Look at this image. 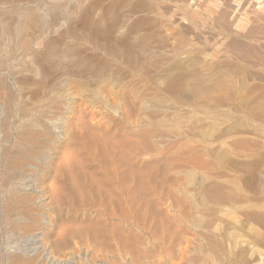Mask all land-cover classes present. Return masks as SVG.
Instances as JSON below:
<instances>
[{
    "label": "rangeland",
    "instance_id": "374dc122",
    "mask_svg": "<svg viewBox=\"0 0 264 264\" xmlns=\"http://www.w3.org/2000/svg\"><path fill=\"white\" fill-rule=\"evenodd\" d=\"M191 1L0 0V67L2 66L0 68V119L3 120L7 114L2 107L4 98L6 100L8 99V102L13 101L14 104L12 103V107L14 108H12V111L13 113L15 111V114L11 116L12 118H9L13 120V122L9 120L11 121L10 127H12L9 128L10 130H8V132H10L11 136L4 131L2 132V129H0V219H2L0 222L6 220L5 215L3 216V205L10 202V199L12 200L15 196H24V193L25 196L31 197L39 195L35 196V199L32 198L31 206L37 210H35L36 214L33 213L34 211L31 212V214H39V218L43 219L41 221L44 228L39 231L41 232V238L43 239L42 243L48 248L46 249V252L51 251V256H53V258L60 259L61 257L69 256L73 247L76 246V250L80 253V257H83L81 263L86 264L87 260L85 261V258H88L89 255L91 256L93 252L96 251H98L96 254L103 252L110 255L111 253L118 251V253H123L124 249L132 248L136 251L137 255H141L143 253L141 250L142 248L140 247L139 249L137 244L129 243L133 242V240L129 239H132L134 234H136V229L131 224L133 221H136L137 223L145 221L147 224L152 221L154 223L156 221L159 222L165 217V215H163L164 212H166V215L169 214L167 216L173 217L170 216V213H172L171 215H174L176 211L179 212V210H181L183 212L184 210H189L190 213H192L191 218H195L196 220V222L195 220H192V222L194 221L197 223L201 221L200 223H202V225H198V223L195 224L198 225L195 227L197 229L198 227L200 229V226H203L205 223L207 224L209 222L207 219H210L211 216L212 220H216V223L218 224H215L216 226L214 225L218 228L216 229L213 227L214 231L212 229V232H216L215 236L221 241V244L223 241L222 246L225 252L222 251V253L219 252L221 253L220 255L219 253L217 254V258L218 260L220 259V262L217 260L215 263L220 264L223 260L221 264H264V61H262L263 63L261 62V58L264 60V32L262 33V30L264 31V16L263 19H261V17L260 20L259 18L258 20L254 19V22L257 20L258 24H260L259 26L254 24L252 15L250 16V11H247L250 14H243L241 11L240 13L242 15L237 18L238 20L240 19V22H238L237 19L234 20L239 27L241 26V28H238V25H235L236 23L232 21L231 24L233 25L235 23L234 25L238 28L236 29L234 25L231 26V21L228 22L226 19L234 29L233 30L229 27V24H227L228 26H225L227 23L225 19H221L222 22L218 19V10L221 6L220 1ZM211 1L212 3H210ZM252 1L243 0L245 6ZM217 3L218 6H216ZM31 13H33V15ZM245 15L252 20L248 18L249 21H246L248 19L246 17L244 18ZM224 20L225 23L223 22ZM245 21L247 23L246 25L244 23ZM220 23L222 25H220ZM253 25L256 28L251 27ZM261 25L263 26V29ZM250 27L254 29L251 30ZM224 28L225 32L222 30ZM240 29L241 31H239ZM247 29L248 31L251 30V36L253 31L255 32L258 30L259 32L261 29L260 33L262 34L253 32V37L250 35V38L246 37L245 34L244 38L243 34L244 32L246 33ZM235 42L238 46H234L236 44ZM240 42H242V44ZM239 44L241 46H239ZM242 45L246 46L243 47ZM232 46L234 47L232 48ZM238 47L240 49H238ZM5 55L7 56L6 58H4ZM1 61L5 62L3 63ZM2 68L4 71H2ZM217 76H220V80L224 79L226 83L224 81H218L219 78H217V80L216 78L212 79ZM187 77L190 80H188ZM200 77L203 80L207 77L205 80L208 82H202L207 85H198L201 84L200 82L202 81ZM208 77L210 78L208 79ZM186 80L188 81V84ZM195 80L198 84H195ZM209 81H211V83L213 82V84H209ZM69 82H74L77 86L80 85V88L82 86V90L85 88V92H87V90L88 92L94 91L95 89L102 87V92H105V95H108V98L104 103H101L98 99L85 100L82 96L83 92H81L82 94L78 93L75 96L68 95L67 89L69 88ZM190 83H192L193 86L198 85L199 89L197 86V88L194 87L197 89L198 97H196V94L195 96L192 94V90L194 89L193 86H190L192 85ZM203 85L207 87H204ZM212 87H214V89ZM210 88H212L213 91L209 90ZM198 90L201 91L199 92ZM53 93L60 95V99L63 98V101L72 99L73 104L70 112H64L62 115H53L54 118L61 119L63 124H66L69 127V131L62 134H60V132L59 135H56L57 140L55 143H48L46 145L50 146L47 147L45 145L46 150L50 149L49 151L47 150V156L49 155V162L46 164L47 166L43 165L40 167L41 173L44 172V175L43 173H37L39 171L35 170V168L32 169L30 166V168H26L24 171H29L28 173L22 172L19 179L15 178L20 182L19 186H17V180H7V173L5 172L7 170H5V165L12 162V158L15 159L17 154L16 151H18V148H21V144L18 143L19 138L17 137L18 126H21V123L19 122H22L23 125L27 118L26 115L30 113L34 115L36 111L40 110L42 106L54 96ZM194 93H196V90H194ZM202 93L205 96H199ZM224 94L229 96L226 97ZM155 96H157V98ZM92 101L94 103H92ZM157 101L160 103V106H157L159 105L156 104ZM148 104H151V106H148ZM97 108H99L101 112ZM147 108L151 109L149 110ZM96 110L100 112L101 116L96 119L89 117L91 116L90 114L95 113ZM20 113L21 115L23 113L26 114L20 116ZM124 113L125 116L129 115V117H131H128L127 121L129 122L127 123H125L126 120L123 119L125 117ZM138 113H140V115ZM53 116H51V118H53ZM57 116H60L61 118ZM136 117L139 120L135 119ZM88 118L91 119V121ZM100 118H102V120H100ZM143 118L146 120V123H149L147 124L148 126L144 125L145 122L143 121ZM134 119L137 122H135ZM158 119L159 121L157 124L159 123L160 125L158 124V126H156L157 124L153 122ZM82 120L86 122L89 120L91 123L82 124ZM141 120L143 123L140 122ZM17 122L19 125H17ZM141 123L142 125H139ZM151 123L154 125H151ZM84 124L87 126L89 124L96 126H93V129L91 128L92 130L89 129V131ZM164 124L167 127H164ZM113 126L116 127L114 128ZM159 126L168 129H162V132L164 133L161 135V127ZM102 127L106 129V132ZM112 127L116 129V131ZM147 127H149L150 130H148ZM153 128L156 130H153ZM157 128H159V131ZM100 130H104V134L106 133L107 135L105 134L106 136H104L103 134V136L99 135L100 137H97L98 134H101ZM151 130L153 131L152 134H154L157 139L152 137L151 140L149 139L150 137H147V132ZM173 130L175 131L173 132ZM142 131H145L146 133ZM155 131H157V134ZM107 132L111 135L109 136ZM89 133L94 137L92 138ZM112 133L115 134L112 136ZM6 134L9 136H6ZM164 134L166 135L164 136ZM84 136L88 138H84ZM159 136L164 137L161 138ZM110 137H112V139ZM158 137L161 140H158ZM97 138L99 141L102 139L106 142L109 141L111 146H108L106 142L100 141L105 146V149H103L107 151L106 153L108 154L104 153L105 151H103L102 146H100L102 143H98V141H96L97 143L95 142ZM162 139L165 144H163L164 142ZM164 139L169 141L166 143ZM185 139H187L186 141L188 144L184 142ZM181 140H183L186 144L184 145L188 149L190 147V151L184 145V148L182 147L183 142ZM177 141L181 144V147ZM120 142L123 143L124 148L119 146L122 144ZM132 142L134 143L132 144ZM112 143L115 146L112 145ZM115 143H118L119 145H116ZM159 143L161 144L159 145ZM172 143H176L175 145L173 144L175 147ZM189 144L195 146V149H197V152L200 153L201 157L198 155L199 153L194 151V146H187ZM161 145H165L166 148L164 146L161 150ZM116 146L117 148H115ZM154 146H156V148ZM66 147H68V149ZM177 147H180L181 149H178ZM69 148L74 149L71 151ZM147 148L153 154L149 153L148 155ZM191 148H193V150ZM156 149L161 150V152L156 151ZM165 149L166 151L168 149L170 154H167L168 151L166 152ZM176 149L180 150L181 153L185 152V155H182L183 158L186 156V159L198 156L194 158L197 160H194V162L195 164L199 162L200 164H203V166L199 163L198 164L201 168L198 164L193 165V158V163H191L190 159V161H185V158L182 160V155L180 156L181 153ZM163 150L166 152V155ZM170 150L173 151L171 152ZM7 151H9V153H7L8 155L6 154ZM174 152L176 155L179 154L176 157L180 161H183H181V167L179 166V163L176 162H179L177 158L172 159L175 158L173 157L175 156ZM4 155L8 156L6 157L8 160L5 159ZM121 155L123 156L122 158ZM166 156L168 158L169 156H172L169 158L172 160L169 161L168 158L165 159ZM187 156L189 157L187 158ZM114 157L119 158L118 160L116 159L117 163L122 159L124 162H119V165L114 164ZM110 158L114 159L110 160ZM206 158L208 160H204ZM125 159H128V161L130 160L132 165L128 162V166ZM201 160L207 161L208 164H210H205L207 162L202 163ZM187 162L188 164L190 163L191 168L192 166H196L197 168L195 167V170L192 168L193 171H190L189 169L191 168L184 167L185 165L188 166V164H186ZM125 163L128 168L124 166ZM175 163L178 164L179 167L175 165ZM35 164L39 165L40 160L37 159ZM152 165H154V167ZM163 166L167 167L164 168ZM206 166L209 167V171ZM113 167H116V169H112ZM129 167L132 169L130 170ZM168 167L170 169H168ZM45 169L47 171H45ZM121 169L123 171L121 174L122 176L119 175ZM179 169L182 172H180ZM204 169L207 170L206 173L208 172L209 177L208 174L204 172ZM30 170H32L31 172L33 173H31ZM114 170L116 175H112L114 174ZM176 170L178 172H175ZM109 171H112V173H109ZM137 171H139L140 174L137 173ZM34 172H36L35 175ZM131 174L134 176H131ZM115 176H120L121 180L124 177V180H122L123 182H121L119 177ZM37 177L38 183L40 182L39 184H37V181L35 180ZM134 177H136V179ZM176 177L177 182L175 181ZM20 178L23 181L28 178L30 183L24 184L22 183L23 181L21 182ZM209 178L211 179L209 180ZM157 179L160 180L158 181ZM204 179L206 182L209 181L207 185H204L206 183ZM155 180L157 182H154ZM10 181H12L11 183L13 184H11ZM214 182H216V184ZM4 183L6 186H4ZM162 183H164V186ZM211 183L212 185H210ZM31 184H33L32 187ZM121 184L123 185L122 188L125 190L120 188ZM213 184L217 185V187L215 186V189ZM218 184L220 188L224 187L223 189L221 188V191H223L221 194L219 193L220 189L218 188ZM26 185H28L27 188L29 190L25 188ZM20 186L23 188L20 189ZM36 186H39L38 189ZM202 186L204 189H202L201 192ZM205 186H208L210 189L207 190V187ZM15 187L19 192L16 191L17 189ZM138 187H140L139 190ZM166 187L170 188L172 192ZM32 188L34 190L36 188V191ZM39 188H41V190ZM131 188H133V191ZM11 189L12 191H10ZM142 189H145V191L143 192ZM189 189H194L195 191L191 190L194 194L191 193ZM217 189H219V192ZM161 190H164L165 192H161ZM167 190L169 191V195L174 192L172 197L168 196V192H166ZM187 190L189 193H187ZM205 190H207V192L210 191L211 193L217 191L215 192V195H212L213 197L208 198L207 195L204 194L206 193ZM5 192L9 194V196L6 195ZM20 192L23 193V195ZM37 192H39V194ZM160 192L162 193V195L160 194L161 196L159 195ZM31 194H33V196ZM40 194L42 195L40 196ZM129 194L131 197H129ZM142 194L144 196H142ZM217 194L224 196H216ZM108 195L114 197L110 198ZM166 195L171 198L172 201H169V198H167ZM183 196H187L186 201L183 200V198H185ZM140 197H142V201L140 200ZM202 197L204 200H201ZM36 198L37 201L35 203L33 200H36ZM162 198L169 203V206L178 201L179 204L177 205H179V210L176 206V210L172 209L174 208L173 206L172 208H165V206L162 207V205L160 206L159 202H166L165 200L161 201ZM174 198L176 199L174 200ZM212 198L213 201L210 200ZM225 198L227 201H222V199ZM49 199L51 200V203L53 202L52 204ZM111 199H113V201H111ZM117 199L122 202V205L119 200L120 205L115 203V201L118 203ZM151 199L154 202L156 201L153 206L157 204L155 207L159 208H157L158 211L154 210L155 207L152 206L153 201H151ZM191 199L193 200V203H199L202 201L200 205L202 204V207H205V209L208 206L209 210L208 208L206 209L208 211L202 210L204 208H201L200 205H196L197 203L195 205L198 206V208H196L194 204L192 205V203H189V201L192 202ZM196 199L201 201H197ZM109 200L112 205L111 203L109 204ZM209 200L212 203L209 202ZM215 200H220L222 203H220V201L214 202ZM130 201H135V204L137 205L135 206L132 204L133 207L130 208L131 206L128 204ZM148 201L149 203L151 202L153 209ZM140 202H143V204L141 203L142 206L140 205ZM185 202L187 205L184 206L183 203ZM181 204H183V207ZM190 204L195 209H193ZM114 205L120 207L116 208ZM145 205H149L152 210L148 206L149 209L147 207V211ZM48 206L51 207V209ZM103 206H105L106 209L105 207L103 208ZM140 206L144 207L141 208ZM185 207L189 208L186 209ZM139 208L143 210L140 211ZM164 208H168V211ZM101 209H104L105 211L100 213ZM192 209L195 210L196 215H201L202 219L197 215L199 218L198 220L193 214L194 211ZM106 210L108 212L112 211V214L115 210L116 214L114 212L113 215L109 216V213H107L108 215L106 214ZM121 210L122 212H120ZM137 210L141 215L139 217ZM145 211L148 212H146V214H149L150 212V216L147 215L145 217ZM156 211L163 216L161 217L158 215ZM203 211L206 212L203 213ZM151 212L153 213L151 214ZM154 212L155 215H158L157 217L159 219L156 218ZM142 213L144 214L143 218ZM231 213H235V223L232 219H230L231 221L225 219L228 215L232 216ZM125 214L128 216L130 215L129 219H131V223L121 219V216H127ZM204 215H206V217ZM207 215H210V217H207ZM16 216V213H13L11 218H7L8 220L6 222L9 224V229L8 227L3 229L5 224L0 223V233L3 231V234H0L2 237L1 242L2 239L7 236V239H4L5 241L3 240V247L5 246L7 249L11 250L19 248V250L25 252L26 246L30 248H33V246L31 245V240H27L26 236L23 237L19 231L14 229L15 227L12 223L17 219ZM203 216L207 219L204 220ZM213 216L215 219H213ZM231 216H228V218ZM144 217L146 219H144ZM148 217H150L151 220ZM220 217L221 219L217 220V218ZM232 217H234V215ZM140 218L144 219V221ZM154 218H156V221ZM223 219H225V221L227 220L229 223H225ZM162 221L163 220L160 222ZM218 221L224 223L221 224L218 223ZM9 233H12L13 237ZM4 234H6V236ZM21 235L22 237H20ZM18 237L19 239H17ZM115 238L117 240H115ZM125 239L128 240L126 241ZM6 241L8 242L6 243ZM10 245L13 246V248ZM36 245V247L42 246L40 242H36ZM133 245H135V247ZM224 247L226 249H224ZM39 250L42 252L43 248L42 250ZM40 251H36L39 255L35 254V257L34 255L32 257H27L25 255L26 259L24 256L20 257L22 260L34 259L32 264H42L45 263L43 258L46 252H44L45 254H41ZM56 255L57 257H55ZM40 256H42V261L40 260ZM52 262L50 263L55 264ZM46 263L49 264V261Z\"/></svg>",
    "mask_w": 264,
    "mask_h": 264
},
{
    "label": "bare ground",
    "instance_id": "6f19581e",
    "mask_svg": "<svg viewBox=\"0 0 264 264\" xmlns=\"http://www.w3.org/2000/svg\"><path fill=\"white\" fill-rule=\"evenodd\" d=\"M189 1V0H188ZM191 1V0H190ZM195 1V0H194ZM205 1V0H204ZM219 2L220 1V4H221V6H220V8H219V10H218V19H220V22H222L221 21V19L223 20V19H227L228 20V22L229 21H231L230 22V24L232 23V21H234L235 19H237L240 15H242L240 12L242 11V13L243 14H250V16L252 15V19H253V22H254V19H257L258 20V18H259V20H260V18L261 19H263V16H264V0H250V1H252L251 3H249V4H247L246 6H245V2H243V0L241 1V0H214V2ZM199 2V1H198ZM243 2V3H242ZM246 2H248V1H246ZM190 3V2H189ZM191 3H192V1H191ZM210 3H212V1L210 2ZM186 4V3H185ZM193 4V3H192ZM216 6H218V3H217V5ZM213 8V7H212ZM37 10V9H36ZM213 10V9H212ZM250 11V13H248V12ZM32 15H33V13H31ZM2 17V16H1ZM35 17H36V15H35ZM43 17V16H42ZM41 17V18H42ZM47 17V16H46ZM250 18V17H247V15H245L244 16V18ZM37 18V17H36ZM216 18V17H215ZM242 18V17H241ZM44 19H45V17H44ZM217 19V20H218ZM251 19V18H250ZM251 19V20H252ZM46 20V19H45ZM216 20V21H217ZM225 20L223 21L224 23H225ZM227 20H226V22H227ZM238 20V19H237ZM243 20V19H242ZM257 20L254 22V24H257V25H259L260 26V24H258V22H257ZM264 20V19H263ZM263 20H261V21H263ZM38 21V20H37ZM51 21V20H50ZM246 21H249V19L248 20H246ZM246 21L244 22L245 23V25L247 24L246 23ZM226 23V25L225 26H228L227 24H229V23ZM235 22V21H234ZM238 22H240V19L238 20ZM252 22V23H253ZM236 23V24H235ZM234 24L235 25H238L237 24V22H235ZM251 23V22H250ZM249 23V24H250ZM260 23V22H259ZM262 23V22H261ZM53 24V23H52ZM230 24H229V27H231V26H233L232 24H231V26H230ZM240 24V23H239ZM242 24V23H241ZM263 24V23H262ZM220 25H222L221 23H220ZM234 25V26H235ZM250 25H252V24H250ZM249 26V25H248ZM262 26V25H261ZM222 27H224V26H222ZM221 27V28H222ZM236 27V26H235ZM234 27V28H235ZM247 27V26H246ZM251 27H254V25L253 26H251ZM250 27V28H251ZM232 28V27H231ZM230 28V29H231ZM238 28H241V26L239 27V25H238ZM237 27H236V29H238ZM254 28H256V27H254ZM254 28H251V30L252 29H254ZM261 28V27H260ZM233 29V28H232ZM257 29H258V27H257ZM262 29H263V26H262ZM261 29V30H262ZM223 31L225 30V28L224 29H222ZM234 30V29H233ZM251 30H249L248 31V29L246 30V33L244 32V34H243V37L245 38V34H246V37H249V35L251 34ZM261 30L258 32V30L257 31H255V32H258V33H260L261 32ZM22 31V30H21ZM239 31H241V29L239 30ZM239 31H238V34H239ZM243 31V30H242ZM247 31H248V33H247ZM225 32V31H224ZM228 32H229V29H228ZM254 32V31H253ZM253 32H252V36L251 37H253ZM254 32V33H255ZM264 31L262 30V33H263ZM226 33H227V30H226ZM262 33H260V34H262ZM21 34V33H20ZM242 34V33H241ZM257 34V33H256ZM264 34V33H263ZM255 35V34H254ZM240 36V35H239ZM1 38V37H0ZM250 38V37H249ZM3 39V38H2ZM18 39V38H17ZM25 39H26V37H25ZM236 41V40H235ZM239 41V40H238ZM24 42V41H23ZM237 42V41H236ZM235 42V43H236ZM25 43V42H24ZM234 43V44H235ZM241 44H242V42H240ZM232 44H233V42H232ZM22 45V44H21ZM234 46H238L237 45V43L234 45ZM234 46H232V48L234 47ZM239 46H241L240 44H239ZM243 47L244 46H246V45H242ZM5 47V46H4ZM242 47V48H243ZM37 48V47H36ZM236 48V47H235ZM6 49V48H5ZM238 49H240L239 47H238ZM238 49H236V50H238ZM12 50V49H11ZM235 50V49H234ZM8 55V54H7ZM7 56L5 55V57L4 58H6ZM15 57V56H14ZM9 60V59H8ZM20 60V59H19ZM262 61H264V60H262V58H261V62ZM1 62H3V61H1ZM5 62V61H4ZM3 62V63H4ZM263 63V62H262ZM2 64V63H1ZM2 67V66H1ZM0 67V68H1ZM3 69V68H2ZM32 69H33V67H32ZM8 70V69H7ZM214 70V69H213ZM2 71H4V69L2 70ZM6 71V70H5ZM219 72V71H218ZM4 74V73H3ZM97 74H99V73H97ZM185 75V74H184ZM252 75V74H251ZM263 75V74H262ZM187 76V75H186ZM185 76V77H186ZM189 76V75H188ZM210 76V75H209ZM214 76H216V75H214ZM248 76V75H247ZM193 77V76H192ZM198 77V76H197ZM220 77V76H219ZM218 76L217 77H213L212 79H214V78H216V80H217V78H219ZM263 77H264V75H263ZM201 78V77H200ZM205 78V77H204ZM207 78V77H206ZM205 78V79H206ZM210 77H208V79H209ZM260 78V77H259ZM65 79V78H64ZM187 79H188V77H187ZM193 79V78H192ZM191 79V80H192ZM195 79V78H194ZM202 79V78H201ZM201 79H199V80H201ZM203 80L202 79V81L200 82L201 84H198L197 82H196V80H195V84L197 83L198 85H202V84H204V85H207L206 83L208 82H206V80ZM207 79V80H208ZM223 79V78H222ZM188 80H190V79H188ZM215 80V81H216ZM257 80V79H256ZM259 80V79H258ZM260 80H261V78H260ZM198 81V80H197ZM206 82V83H202V82ZM215 81H214V83H215ZM218 81H221V82H223L224 81V79L223 80H220V78H219V80ZM254 81V80H253ZM263 81V80H262ZM186 82H187V84H188V81L186 80ZM185 82V83H186ZM191 82V81H190ZM225 83H226V81H224ZM258 82V81H257ZM211 83V81H209V84ZM217 83H219V82H217ZM254 83V82H253ZM5 84V83H4ZM190 84H192V83H190ZM189 84V85H190ZM211 84H213V82L211 83ZM224 84V83H223ZM3 85V84H2ZM144 85V84H143ZM185 85V84H184ZM189 85H188V87H189ZM198 85H196L197 87H198ZM203 85V86H204ZM215 85H217V84H215ZM214 85V86H215ZM229 85V84H228ZM68 86H69V88L67 89V92H68V95H72V96H75V95H77L78 93H81V92H83V97L85 98V100L86 99H89V100H91V99H95V100H97L98 99V101L100 100V102L101 103H104L105 102V100L108 98V95H105L106 93L105 92H102V87H100L99 89L97 88V89H93L94 91H89L88 92V90H87V92H85L84 91V89L82 90V86H81V88H80V85H78L77 86V84L76 83H74V82H69V84H68ZM190 86H193V84L192 85H190ZM196 86H193V89L194 90H196V93H194V90H192V88H191V90L193 91L192 92V94L195 96V94L197 95V89H195L194 87H196ZM196 87V88H197ZM204 87H207V86H204ZM209 87V86H208ZM211 87V86H210ZM216 87V86H215ZM229 87V86H228ZM186 88V87H185ZM190 88V87H189ZM213 89H214V87H212ZM212 88H210L209 90H212L213 91V89ZM230 88H231V86H230ZM19 89V88H18ZM134 89V88H133ZM132 89V90H133ZM198 89H199V87H198ZM232 89V88H231ZM230 89V90H231ZM23 90V89H22ZM136 90V89H135ZM186 90V89H185ZM190 90V89H189ZM203 90V89H202ZM208 90V91H209ZM227 90H228V88H227ZM233 90V89H232ZM80 91V92H79ZM199 91V90H198ZM201 91V90H200ZM199 91V92H200ZM211 91V92H212ZM214 91H216V90H214ZM226 91V90H225ZM58 92V91H57ZM86 94H85V93ZM108 92V91H107ZM191 92V91H190ZM204 92H205V90H204ZM207 92V91H206ZM148 93V92H147ZM153 93V92H152ZM222 93V92H221ZM17 94V93H16ZM82 94V93H81ZM140 94V93H139ZM198 94H200V93H198ZM205 94V93H204ZM209 94H210V92H209ZM212 94H213V92H212ZM216 94V93H215ZM10 95V94H9ZM49 95V94H48ZM53 97L52 98H50L49 99V101L47 102V103H45L43 106H42V108L40 109V110H38V111H36V113L34 114V115H32L31 113V115L30 114H28V115H26L27 116V118L25 117V116H23V117H25L24 119H25V121H24V123H23V125H22V122H19V123H21L20 125L21 126H18L19 127V129H18V135H17V137L19 138V144H21L20 146H21V148H18V151H16L17 152V154H16V157H15V159L14 158H12V162H10L9 164H7V165H5V170H7V171H5L6 173H7V180H9V179H12V181H14L13 179H15V178H17V179H19V177H20V175L22 174V172L23 173H28V172H24L25 170H26V168H30V166L32 167V169L33 168H35V170H38L39 172H37V173H40V174H42L43 173V175H44V172H42L41 173V166H43V165H45V166H47L46 164H47V162H49L48 161V156H47V154H48V152H47V150L49 151V149H47L46 150V147L47 146H50V145H46V144H52V143H55L56 142V140H57V137H56V135H59V133L60 134H62V133H67L69 130H68V126L66 125V124H63V121L61 120V119H57V118H54V116L56 115V114H59V115H62L64 112H70L71 111V107H72V104H73V102H72V99L71 100H68L67 98V100H65V101H63L62 99H60V95H58L57 93H53ZM63 95V94H62ZM225 95V94H224ZM223 95V96H224ZM67 96V95H66ZM150 96H151V94H150ZM153 96V95H152ZM199 96H205V95H203V93L201 94V95H199ZM207 96V95H206ZM209 96V95H208ZM221 96V95H220ZM226 96V95H225ZM224 96V97H225ZM229 95H227L226 97H228ZM264 96V95H263ZM1 97V96H0ZM49 97V96H48ZM135 97V96H134ZM156 98H157V96H155ZM154 97V98H155ZM196 97H198V95L196 96ZM3 98V97H2ZM6 98H8V97H6ZM156 98H155V100H156ZM261 98V97H260ZM5 99V98H4ZM3 99V104H4V106H3V104H2V107L5 109V113H7L6 114V117L2 120V119H0L1 121H0V129H2V132L4 131L5 133H7V134H9L10 135V132H8V130H10L9 128H11L10 127V122L12 121L13 122V120H11V119H9V118H12L11 116L13 115V114H15V111H14V113H13V111H12V108H14V107H12V103H13V101L12 102H8V99L5 101ZM112 99V98H111ZM2 100V99H1ZM13 100V99H12ZM40 100V99H39ZM228 100H230V99H228ZM254 101V100H253ZM46 102V101H45ZM255 102V101H254ZM20 103V102H19ZM92 103H94L93 101H92ZM98 103V102H97ZM96 103V104H97ZM148 103V102H147ZM165 103V102H164ZM14 104V103H13ZM99 104V103H98ZM156 104H159V105H157V106H160V103H158V101H157V103ZM255 104H257V103H255ZM121 105V104H120ZM151 106V104H148V106ZM14 106V105H13ZM19 106V105H18ZM80 107H81V105H80ZM147 107V106H146ZM100 108V107H99ZM99 108H97V109H99ZM158 108V107H157ZM156 108V109H157ZM166 108V107H165ZM16 109V108H15ZM14 109V110H15ZM147 109H149V108H147ZM151 109V108H150ZM149 109V110H150ZM156 109H155V111H156ZM18 110V109H17ZM100 110V109H99ZM154 110V109H153ZM162 110H164V109H162ZM4 111V110H3ZM32 111V110H31ZM148 111V110H147ZM152 111V110H151ZM16 112H18V111H16ZM30 112V111H29ZM34 112V111H33ZM100 112H101V110H100ZM100 112L98 111V110H96L95 111V113H93V114H90L91 116H89V117H91L92 119H96V118H98V117H100L101 116V114H100ZM104 112V111H103ZM152 112H154V111H152ZM19 113V112H18ZM86 113V112H85ZM92 113V112H91ZM116 113V112H115ZM119 113V112H118ZM146 113V112H145ZM164 113V112H163ZM23 114H26V113H23ZM22 114V115H23ZM86 114H88V113H86ZM139 115H140V113H138ZM20 116H22L21 115V113L19 114ZM54 115V116H53ZM118 115V114H117ZM126 115H128V114H126ZM155 115V114H154ZM19 116V117H20ZM51 116H53V118H51ZM113 116V115H112ZM121 116V115H120ZM124 116H125V113H124ZM123 116V117H124ZM263 116H264V114H263ZM14 117V116H13ZM22 117V118H23ZM57 117H59V118H61L60 116H57ZM86 117V116H85ZM88 117V116H87ZM128 117H129V115L128 116H125L123 119H125L126 120V122L125 123H127V122H129V121H127L128 120ZM137 117H139V116H137ZM137 117L135 118V119H137ZM2 118V117H1ZM18 118V117H17ZM75 118V117H74ZM122 118V117H121ZM129 118H131V117H129ZM160 118V117H159ZM166 118V117H165ZM168 118V117H167ZM171 118V117H170ZM15 119H16V117H15ZM76 119V118H75ZM85 119V118H84ZM89 119V118H88ZM134 119V121L135 122H137L136 120ZM140 119H141V117H140ZM144 119V118H143ZM150 119V118H149ZM163 119V118H162ZM9 120H11V121H9ZM17 120H19V119H17ZM87 120V119H86ZM90 121H91V119H89ZM84 121V120H82L81 121V123L83 124V123H85V124H88V123H91L90 121ZM100 120H102V118H100ZM124 120V121H125ZM137 120H139V119H137ZM20 121V120H19ZM84 121V122H83ZM144 122H145V126H148L147 124H149V123H146V120L144 119L143 120ZM159 121V119L156 121L155 120V122H153V123H155V124H157V122ZM61 122H62V124H61ZM140 122H142V120L140 121ZM139 122V123H140ZM152 122V121H151ZM16 123V122H15ZM70 123V122H69ZM101 123V122H100ZM103 123V122H102ZM112 123V122H111ZM111 123H109V124H111ZM124 123V122H123ZM143 123V122H142ZM142 123L141 124H139V125H142ZM153 123H151V125H154ZM84 124V125H85ZM99 124V123H98ZM112 124H114V123H112ZM111 124V125H112ZM133 124H135V123H133ZM136 124H138V123H136ZM159 124V123H158ZM158 124L156 125V126H158ZM17 125H19L18 124V122H17ZM72 125V124H71ZM76 125V124H75ZM75 125H73V126H75ZM83 125V126H84ZM90 125V126H89ZM88 126L87 125H85L86 127H87V129L89 130V129H91L93 126H96V125H93V124H89ZM106 125V124H105ZM160 125V124H159ZM81 126V125H80ZM107 126H108V124H107ZM119 126V125H118ZM144 126V127H145ZM162 126V125H161ZM161 126H159V127H161ZM169 126V125H168ZM177 126V125H176ZM16 127V126H15ZM17 127V128H18ZM114 127V126H113ZM112 127V128H113ZM116 127V126H115ZM114 127V128H115ZM124 127H125V125H124ZM123 127V128H124ZM133 127V126H132ZM139 127H141V126H139ZM151 127V126H150ZM153 127V126H152ZM163 127V126H162ZM161 127V132H162V129H165V130H167L166 128H162ZM164 127H167V126H165V124H164ZM103 129H104V127H102ZM105 128H108V127H105ZM113 128V129H114ZM119 128V127H118ZM127 128V127H126ZM148 128V130H150L149 129V127H147ZM154 128H155V126H154ZM153 128V130H156V129H154ZM174 128H175V126H174ZM13 129V128H12ZM83 129V128H82ZM93 129V128H92ZM91 129V130H92ZM110 129V128H109ZM108 129V130H109ZM120 129V128H119ZM145 129V128H144ZM152 129V128H151ZM158 129V131H159V128H157ZM173 129V128H172ZM178 129V128H177ZM84 130V129H83ZM105 130V132H106V129H104ZM103 130V131H104ZM115 131H116V129H114ZM142 130H143V128H142ZM147 130V129H146ZM176 130V129H175ZM175 130H173V132L175 131ZM180 130V129H179ZM56 131H58V132H56ZM90 131V130H89ZM101 131V130H100ZM103 131H101L100 133L101 134H98L97 135V137H100V136H103V134H104V132ZM114 131V132H115ZM121 131V130H120ZM123 131V130H122ZM131 131V130H130ZM182 131V130H181ZM17 132V131H16ZM135 132V131H134ZM142 132H144V133H146L145 131H142ZM152 130L151 131H149V132H147V137H150L149 139H151L152 137H155L154 136V134H152ZM167 132V131H166ZM184 132V131H183ZM108 134H109V132H107ZM155 133L157 134V131H155ZM164 132H162L161 133V135L163 134ZM176 133V132H175ZM4 134V133H3ZM6 134V136H9V135H7ZM70 134V133H69ZM91 133H89V135H90ZM95 134H97V133H95ZM106 134V133H105ZM104 134V136H106ZM115 134V133H114ZM113 133H112V136L114 135ZM155 134V135H156ZM168 134V133H167ZM170 134H171V132H170ZM180 134V133H179ZM184 134V133H183ZM12 135H13V133H12ZM66 135V134H65ZM88 135V134H87ZM100 135V136H99ZM111 134H109V136H110ZM146 135V134H145ZM144 135V136H145ZM166 134H164V136H165ZM11 136V135H10ZM15 136V135H14ZM61 136V135H60ZM90 136H92V138L94 137L93 135H90ZM164 136H159V137H161V138H163ZM1 137V136H0ZM158 137V138H159ZM170 137V136H169ZM174 137H176V136H174ZM178 137V136H177ZM7 138V137H6ZM16 138V137H15ZM84 138H88V137H85L84 136ZM101 138H103V137H101ZM100 138V139H101ZM111 139H112V137H110ZM120 138V137H119ZM122 138V137H121ZM146 138V137H145ZM156 138V137H155ZM155 138H153V139H155ZM8 139V138H7ZM105 139H107V138H105ZM109 139V138H108ZM147 139V138H146ZM157 139V138H156ZM155 139V140H156ZM165 139H166V137H165ZM164 139V140H165ZM169 139V138H168ZM178 139V138H177ZM184 139V138H183ZM85 140H87V139H85ZM89 140V139H88ZM110 140V139H109ZM128 140V139H127ZM152 140V139H151ZM158 140H161L160 138L158 139ZM187 139H185V141L184 142H186V144H188L187 143V141H186ZM72 141V140H71ZM70 141V142H71ZM96 141H98V143L100 142V141H102V142H106V141H103V139L102 140H98V138L95 140V142ZM120 141H121V139H120ZM123 141V140H122ZM129 141V140H128ZM137 142H139L138 140H136ZM162 141H163V139H162ZM166 141V140H165ZM167 141H169V140H167ZM167 141H166V143H167ZM182 142H183V140H181ZM15 142V141H14ZM93 142V141H92ZM92 142H90V143H92ZM102 142H100V143H102ZM146 142V141H145ZM156 142V141H155ZM159 142V141H158ZM157 142V143H158ZM164 142V141H163ZM178 142V141H177ZM179 142H180V140H179ZM178 142V143H179ZM183 142V144H182V147L184 148V146L186 145L185 143ZM17 143V144H18ZM76 143V142H75ZM79 143H81V142H79ZM87 143H88V141H87ZM86 143V144H87ZM97 143V142H96ZM107 144H108V146L110 145L109 144V141L108 142H106ZM105 143V144H106ZM114 143V142H113ZM112 143V145H114ZM120 143H122V142H120ZM131 143V142H130ZM134 142H132V144H133ZM156 143V144H157ZM169 143V142H168ZM18 144V145H19ZM116 145L118 144V143H115ZM140 144V143H139ZM147 144V143H146ZM161 143H159V145H160ZM163 144H165V142L163 143ZM174 143H172V145H173ZM176 144V143H175ZM174 144V145H175ZM180 144V143H179ZM178 144V145H179ZM185 144V145H184ZM45 145H46V147H45ZM68 145V144H67ZM71 145V144H70ZM100 145V144H99ZM119 145V144H118ZM166 145H169V144H166ZM171 145V144H170ZM173 145V146H174ZM177 145V146H178ZM184 145V146H183ZM98 146V145H97ZM100 146H102V149L105 147L104 145H103V143H102V145H100ZM108 146H106V147H108ZM111 146V145H110ZM115 146V145H114ZM114 146H112V147H114ZM119 146H122L123 147V143L121 144V145H119ZM162 146V147H161ZM160 147V149L162 150L163 149V147L165 146V145H161ZM173 146H172V148H173ZM180 147H181V144L179 145ZM187 146H194V145H187ZM155 148H156V146H154ZM154 147H153V149H154ZM175 147V146H174ZM178 148V149H181V148ZM186 147V146H185ZM16 148V147H15ZM14 148V149H15ZM67 149H68V147H66ZM109 148V147H108ZM111 148V147H110ZM115 148H117V146L115 147ZM119 148V147H118ZM124 148V147H123ZM144 148V147H143ZM165 148H166V146H165ZM187 148V147H186ZM194 149H195V146L193 147ZM193 148H191L192 150H193ZM70 149V148H69ZM74 148H72V149H70L71 151L73 150ZM97 149V148H96ZM105 149V148H104ZM103 149V151H105ZM148 149V148H147ZM146 149V150H147ZM178 149H176V150H178ZM188 149V148H187ZM189 149H190V147H189ZM188 149V150H189ZM77 150V149H76ZM113 150H114V148H113ZM117 150V149H116ZM130 150V149H129ZM134 150V149H133ZM149 150V149H148ZM148 150H147V153H148V155H149V153H151L150 152V150H149V152H148ZM152 150V149H151ZM161 150H157L156 149V151H158V152H161ZM174 150V149H173ZM173 150H170L171 152L173 151ZM184 150H186V149H184ZM47 153H46V152ZM80 151V150H79ZM82 151V150H81ZM100 151V150H99ZM165 151H166V149H165ZM168 151V152H167ZM167 154L169 153L170 154V152H169V150L167 149ZM175 151V150H174ZM179 152H180V150H178ZM190 151V150H189ZM188 151V152H189ZM195 152H197V149H195L194 150ZM102 152V151H101ZM100 152V153H101ZM107 151H105L104 153H106ZM134 152V151H133ZM139 152V151H138ZM141 152V151H140ZM154 152H155V150H154ZM157 152V153H158ZM163 152H164V150H163ZM166 152H164L165 153V155H166ZM176 152V151H175ZM174 152V153H175ZM178 152V153H179ZM183 152V151H182ZM188 152H186V153H188ZM7 153H9V151H7L6 152V154ZM57 153V152H56ZM74 153V152H73ZM104 153H103V155H104ZM113 153V152H112ZM128 153V152H127ZM130 153H132V152H130ZM173 153V154H174ZM181 153V152H180ZM185 153V152H184ZM184 153H181L180 154V156L183 154V155H185ZM192 153V152H191ZM194 153V152H193ZM197 153H199V152H197ZM106 154H108V153H106ZM105 154V155H106ZM115 154V153H114ZM133 154V153H132ZM136 154H137V152H136ZM139 154V153H138ZM145 154H146V152H145ZM151 154H153V153H151ZM159 154V153H158ZM189 154H190V152H189ZM188 154V155H189ZM202 154V153H201ZM8 155V154H7ZM65 155H66V153H65ZM102 155V154H101ZM135 155V154H134ZM141 155V154H140ZM160 155H162V154H160ZM164 155V156H165ZM175 156H173V157H175V158H172V159H176L177 157V155H179V154H177L176 155V153L174 154ZM183 155H182V158L181 157H179V158H181L182 160H184V158L186 157V156H184V158H183ZM191 155V154H190ZM189 155V156H190ZM200 157H201V155H200V153L198 154ZM5 156V155H4ZM112 156V155H111ZM113 156H115V155H113ZM135 156H137V155H135ZM142 156V155H141ZM153 156V155H152ZM189 156H187V158L189 157ZM192 156V155H191ZM194 156V155H193ZM210 156V155H209ZM6 157H8V156H5V159H7ZM13 157H14V155H13ZM105 157V156H104ZM106 157H107V155H106ZM106 157H105V159H106ZM110 157V156H109ZM119 157H120V155H119ZM123 156L121 155V158H122ZM163 157V156H162ZM172 156H169V158H171ZM196 157H198V156H196ZM195 156H194V158H196ZM207 157V156H206ZM50 158V157H49ZM112 158V157H111ZM110 158V160H113V159H111ZM149 158V157H148ZM152 158V157H151ZM159 158V157H158ZM164 158V157H163ZM166 158H168L167 156L165 157V159ZM168 158V159H169ZM192 158L193 157H189V159L191 160V163H193L194 162V160L195 161H197L196 159H194L193 158V162H192ZM10 159V158H9ZM14 159V160H13ZM37 159H39L40 160V164L39 165H36L35 164V161L37 160ZM81 159V158H80ZM107 159H108V157H107ZM119 159V158H115L114 159V161H115V163L114 164H117V165H119V162L121 163V162H124V161H122V160H120L118 163L116 162L117 160ZM136 159H138V158H136ZM135 159V160H136ZM171 159V160H172ZM178 159V158H177ZM189 159H186L185 158V161L186 160H188V161H190ZM202 159V158H201ZM8 160V159H7ZM126 160V159H125ZM170 159H169V161H171ZM179 160V159H178ZM181 160V161H182ZM204 160H208L207 158L206 159H204ZM210 160V159H209ZM78 161V160H77ZM156 161H158V160H156ZM160 161V160H159ZM180 160H179V162L178 161H176L177 163H179V166L181 167V163L183 162H181ZM202 161V160H201ZM72 162V161H71ZM107 162V161H106ZM111 162V161H110ZM113 162V161H112ZM126 162L128 163V162H130V160L128 161V159L126 160ZM175 162V161H174ZM204 162H207V161H202V163H204ZM98 163V162H97ZM100 163V162H99ZM172 163V162H171ZM199 163V162H198ZM198 163H196L195 164V162L193 163V165L195 164V165H197ZM86 164V163H85ZM113 164V163H112ZM113 164V165H114ZM130 164H131V162H130ZM150 164V163H149ZM185 164V163H184ZM186 164H188V162L186 163ZM200 164V163H199ZM199 164H198V166H199ZM205 164H208V162L207 163H205ZM210 164V163H209ZM208 164V165H209ZM78 165V164H77ZM80 165V164H79ZM128 166H129V163L127 164ZM126 165V163H125V165L124 166H126V168H128V166ZM132 165V164H131ZM130 165V166H131ZM148 165V164H147ZM151 165V164H150ZM155 165H157V164H155ZM163 165V164H162ZM175 165H177L178 166V164H176L175 163ZM183 165V164H182ZM192 165V164H191ZM200 165H202L203 166V164H200ZM28 166V167H27ZM44 166V167H45ZM59 166V165H58ZM121 166H122V164H121ZM153 167H154V165H152ZM161 166V165H160ZM178 166V167H179ZM184 166V165H183ZM188 166H190V163L188 164ZM188 166H184V167H187V168H191V166L190 167H188ZM60 167V166H59ZM102 167V166H101ZM117 167V166H116ZM116 167L114 168H112V169H116ZM123 167V166H122ZM157 167V166H156ZM159 167V166H158ZM164 167V166H163ZM167 167V166H166ZM166 167H164V168H166ZM196 167V166H195ZM195 167L194 166H192V168H194V170H195ZM200 167V166H199ZM206 167H208V166H206ZM62 168V167H61ZM77 168V167H76ZM80 168V167H79ZM120 168V167H119ZM124 168V167H123ZM122 168V169H123ZM125 168V169H126ZM130 168V170L132 169L131 167H129ZM150 168H152V167H150ZM149 168V169H150ZM171 168H173V167H171ZM177 168V167H176ZM189 169L190 171H193V169ZM197 168V167H196ZM201 168V167H200ZM200 168H198V169H200ZM204 168V167H203ZM202 168V169H203ZM56 169V168H55ZM118 169V168H117ZM122 169H121V172L119 171V170H117V171H119L120 172V174L119 175H121L122 174ZM154 169V168H153ZM168 169H170L169 167H168ZM181 169H185V168H181ZM202 169H201V171H202ZM206 169V168H205ZM204 169V170H205ZM127 170V169H126ZM125 170V171H126ZM180 170V169H179ZM203 170V171H204ZM208 171H209V167H208V169H207ZM207 170H205L204 172L206 173V171ZM8 171H10V172H8ZM32 170H30V172H31ZM45 171H47L46 169H45ZM128 171V170H127ZM134 171V170H133ZM210 171H211V167H210ZM115 172V170L113 171V173ZM118 172V173H119ZM130 172V171H129ZM143 172V171H142ZM148 172V171H147ZM173 172V171H172ZM175 172H178L177 170L175 171ZM174 172V173H175ZM180 172H182L181 170H180ZM196 172V171H195ZM9 173H12V174H9ZM31 173H33V172H31ZM35 173L36 172H34V175H35ZM46 173V172H45ZM99 173V172H98ZM109 173H112V171H109ZM117 173V174H118ZM125 173V172H124ZM127 173V172H126ZM132 173V172H131ZM137 173H139V171H137ZM149 173H150V171H149ZM161 173V172H160ZM164 173V172H163ZM198 173V172H197ZM199 173H200V170H199ZM211 173V172H210ZM212 173H213V171H212ZM211 173V174H212ZM94 174V173H93ZM140 174V173H139ZM148 174V173H147ZM157 174V173H156ZM155 174V175H156ZM206 174H208V172L206 173ZM210 174V175H211ZM214 174V173H213ZM212 174V175H213ZM6 175V174H5ZM42 175V176H43ZM112 175H116V173H114V174H112ZM124 175V174H123ZM164 175V174H163ZM180 175V174H179ZM202 175V174H201ZM211 175V176H212ZM3 176V175H2ZM27 176H28V174H27ZM46 176V175H45ZM58 176H59V174H58ZM69 176V175H68ZM122 176V175H121ZM125 176V175H124ZM131 176H134V175H132L131 174ZM166 176V175H165ZM4 177V176H3ZM5 177V178H6ZM44 177V176H43ZM84 177V176H83ZM110 177V176H109ZM115 177H119V179L121 180V178H120V176H115ZM114 177V178H115ZM147 177H149V176H147ZM157 177V176H156ZM164 177V176H163ZM173 177V176H172ZM206 177V176H205ZM208 177H209V174H208ZM22 178V177H21ZM21 178H20V180H21ZM124 178V177H123ZM122 178V180H124ZM129 178V177H128ZM133 178V177H132ZM135 179H136V177H134ZM139 178V177H138ZM141 178V177H140ZM150 178H151V176H150ZM153 178V177H152ZM204 178V177H203ZM213 178V177H212ZM4 179V178H3ZM17 179H15V180H17ZM23 179V178H22ZM25 179V178H24ZM42 179V178H41ZM73 179H75V178H73ZM143 179V178H142ZM156 179V178H155ZM205 179H207V178H205ZM204 179V180H205ZM211 178H209V180H210ZM36 181L38 180V177H37V179H35ZM72 180V179H71ZM70 180V181H71ZM99 180V179H98ZM112 180V179H111ZM121 180V182H123ZM131 180V179H130ZM158 180V179H157ZM160 180V179H159ZM158 180V181H159ZM172 180H175V179H172ZM180 180V179H179ZM208 180V179H207ZM12 181H10V183L12 182ZM19 180H17L16 181V183L18 182ZM23 180H21V182H22ZM35 181V182H36ZM151 181H152V179H151ZM162 181V180H161ZM176 182H177V177H176V180H175ZM174 181V182H175ZM9 182V181H8ZM7 182V183H8ZM34 182V183H35ZM116 182V181H115ZM120 182V181H119ZM120 182V183H121ZM154 182H157L156 180L154 181ZM205 182H206V180H205ZM209 182V181H208ZM208 182H206L204 185H207V183ZM211 182H212V180H211ZM15 183V182H14ZM15 183V184H16ZM19 183L20 182H18V185L17 186H19ZM22 183H30V180L28 179V178H26ZM40 183V182H39ZM38 183V181H37V184H39ZM117 183V182H116ZM115 183V184H116ZM149 183V182H148ZM213 183V182H212ZM212 183L210 184V185H212ZM215 184H216V182H214ZM5 184V183H4ZM11 184H13V183H11ZM36 184V183H35ZM34 184V185H35ZM97 184V183H96ZM122 184H124V183H122ZM121 184V189H123L122 187H123V185ZM153 184V183H152ZM164 183H162V185H163ZM215 184H213L214 186V189H215V186L217 187V185H215ZM1 185V184H0ZM8 185H9V183H8ZM32 185L33 184H31V187H32ZM41 185V184H40ZM39 185V186H40ZM120 185V184H119ZM126 185V184H125ZM124 185V186H125ZM155 185V184H154ZM166 185V184H165ZM4 186H6V184L4 185ZM13 186V185H12ZM11 186V187H12ZM15 186V185H14ZM22 186V185H21ZM20 186V187H21ZM27 186L28 185H26V187L25 188H27ZM30 186V185H29ZM39 186H36V188L38 189V187ZM73 186V185H72ZM76 186V185H75ZM127 186V185H126ZM125 186V187H126ZM140 186V185H139ZM164 186V185H163ZM218 186H219V184H218ZM9 187V186H8ZM127 187H129V186H127ZM205 187H207V190L208 189H210V188H208V186H205ZM210 187V186H209ZM16 188V187H15ZM23 187H21L20 189H22ZM36 188H35V190L34 191H36ZM119 188V189H120ZM139 188L140 187H138V190H139ZM166 188H168V187H166ZM186 188V187H185ZM219 189H220V192H219V189H217L218 190V192L221 194V192H223V191H221V188H220V186L218 187ZM224 188V187H223ZM222 188V189H223ZM17 189V188H16ZM28 189V188H27ZM26 189V190H27ZM31 189V188H30ZM40 190H41V188H39ZM118 189V188H117ZM128 189H130V188H128ZM133 188H131V190H132ZM147 189V188H146ZM157 189V188H156ZM202 189H204L203 188V186H202V188H201V192H202ZM14 190V189H13ZM25 190V189H24ZM24 190H21V191H24ZM29 190V189H28ZM27 190V191H28ZM40 190H39V192H40ZM105 190V189H104ZM116 190V189H115ZM123 190H125V189H123ZM168 190H170V188H168ZM166 191V192H168V196H171L172 197V195L174 194V192H173V194H170L169 195V191ZM173 190V189H172ZM177 190V189H176ZM191 190H194V189H191ZM190 189H189V191L191 192V193H193V191H191ZM207 190H205V192L206 193H204V194H206L207 195V197L208 198H211V197H213L212 195H215L216 193V191L214 192H210V191H208L207 192ZM212 190V189H211ZM9 191V190H8ZM10 191H12V189L10 190ZM15 191V190H14ZM16 191H18V189L16 190ZM15 191V192H16ZM26 191V192H27ZM133 191V190H132ZM142 191L144 192L145 191V189H142ZM165 192L164 190H161V192ZM171 191V190H170ZM180 191V190H179ZM185 191V190H184ZM195 191V190H194ZM19 192V191H18ZM39 192H37L38 194H39ZM104 192V191H103ZM120 192H121V190H120ZM129 192V191H128ZM148 192V191H147ZM159 193V195L161 194L162 195V193ZM172 192V191H171ZM177 192V191H176ZM203 192H204V190H203ZM217 192V193H218ZM6 193V192H5ZM21 193V192H20ZM19 193V194H20ZM32 193V192H31ZM51 193V192H50ZM111 193V192H110ZM130 193H131V191H130ZM140 193H141V191H140ZM187 193H189L188 192V190H187ZM16 194V193H15ZM22 195H23V193H21ZM28 194V193H27ZM34 194V193H33ZM33 194H31L32 196H33ZM45 194V193H44ZM51 194H53V193H51ZM109 194V193H108ZM114 194V193H113ZM126 194H127V192H126ZM164 194V193H163ZM177 194V193H176ZM194 194V193H193ZM202 194V193H201ZM216 195V196H221V197H223L222 195ZM222 194H224V193H222ZM6 195H8L9 196V194H7L6 193ZM14 195V194H13ZM18 195V194H17ZM30 195V194H29ZM42 194H40V196H41ZM99 195H101V194H99ZM111 195H112V193H111ZM160 195V196H161ZM190 195V194H189ZM35 196H39V195H35ZM34 196V197H35ZM53 196V195H52ZM110 195H108V197H109ZM138 196V195H137ZM142 196H144L143 194H142ZM147 196V195H146ZM145 196V197H146ZM156 196V195H155ZM164 196H165V194H164ZM167 195H166V197L167 198H169ZM176 196V195H175ZM182 196V195H181ZM187 196H188V194H187ZM187 196H183V197H185V198H183V200H185L186 201V197ZM215 196V197H216ZM34 197H31V196H25V193H24V196H21L20 195V197L19 196H15L12 200L10 199V202H6L7 204L6 205H3V216L5 215V217H6V220H3L4 222H0V223H3V224H5L4 226V228L3 229H5L6 227H8V222H6L8 219L7 218H11L12 216H13V213H16V217H17V219L16 220H14L13 221V225H14V229H16L17 231H19L22 235H23V237H25L26 236V239L28 240L29 239V241L30 242H32L31 243V245L33 246V248H30V247H27L26 246V250H25V252L23 251V250H19V248L18 249H7V247H3L2 246V243H3V240L4 239H7L6 237V234H4L5 236V238L4 239H2V242H1V236H0V264H32L33 263V260L32 259H30V260H22L21 259V257L20 256H24V258L27 256V257H32L33 255H34V257H35V254H37V255H39V253H36V251L38 252V251H40L39 249H41L42 250V248H43V250H42V252H41V254L43 253V254H45L44 252H46V249H48L47 248V246H45L44 245V243H42L43 242V239L41 238V232L39 231V230H43V226H42V221L41 220H43V219H40L39 218V214H37V215H35L36 213V211L35 210H37V209H34L32 206H31V202H32V198H34ZM111 197H114V196H110V198ZM116 197V196H115ZM129 197H131L130 196V194H129ZM128 197V198H129ZM148 198H150L149 196H147ZM159 197V196H158ZM177 197H178V195H177ZM200 197H201V195H200ZM204 197V196H203ZM203 197L201 198V200L203 199ZM221 197H219V198H221ZM226 197V196H225ZM8 198V197H7ZM10 198V197H9ZM38 198V197H37ZM37 198H36V200H33L35 203H36V201H37ZM42 198V197H41ZM47 198V197H46ZM53 198V197H52ZM104 198H105V196H104ZM110 198H108V199H110ZM157 198V197H156ZM161 198V197H160ZM163 198H165V197H163ZM161 199V201L162 200H165V199H167V198H165V199ZM181 198V197H180ZM189 198H191V197H189ZM188 198V199H189ZM205 198V197H204ZM35 199V198H34ZM50 199H51V195H50ZM49 199V200H50ZM113 199H115V198H113ZM113 199H111V201H113ZM139 199V198H138ZM142 199V197H140V200ZM147 199V198H146ZM173 199V198H172ZM176 198H174V200H175ZM187 199V200H188ZM193 199V198H192ZM191 199V200H192ZM206 199V198H205ZM218 199V198H217ZM43 200V199H42ZM116 200V199H115ZM114 200V201H115ZM119 199H117V201H118ZM128 200V199H127ZM131 200V199H130ZM132 200H135V199H132ZM150 200V199H149ZM156 200V199H155ZM158 200V199H157ZM177 200H178V198H177ZM194 200H195V198H194ZM197 201H201V200H198V199H196ZM204 200V199H203ZM210 200H212L213 201V198L212 199H210ZM209 200V202H211ZM223 200H225V201H227L226 200V198L225 199H222V201ZM6 201V200H5ZM9 201V200H8ZM39 201V200H38ZM120 201V200H119ZM119 201H118V203L115 201V203L116 204H119ZM142 201V200H141ZM144 201V200H143ZM151 201H153L152 199H151ZM166 201V200H165ZM169 201H172L171 200V198H169ZM220 201V200H219ZM218 200L216 201H214V202H219ZM3 202V201H2ZM157 202H159V201H157ZM174 202V201H173ZM196 202V201H195ZM202 202V201H201ZM201 202H196V203H193V200H192V202L191 201H189V203H192V205L194 204H196V205H200V203ZM203 202H205V201H203ZM50 203H51V200H50ZM53 203V202H52ZM51 203V204H52ZM108 203V202H107ZM111 202H110V200H109V204H110ZM114 203V204H115ZM122 202L120 201V204H121ZM138 203V202H137ZM143 204V202H140V205L142 206V204ZM148 203H149V201H148ZM147 203V204H148ZM154 203H156V201L154 202L153 201V203H152V206H153V204ZM188 203V204H189ZM212 203V202H211ZM220 203H222L221 201H220ZM225 203V202H224ZM50 204V205H51ZM119 204V205H120ZM128 204H130V208H132L133 207V205L132 204H134L135 206L137 205V204H135V201L133 202H129ZM128 204H126V205H128ZM150 204V206H151V202L149 203ZM177 204H179L178 203V201L177 202H175L174 204L172 203L170 206H169V203L166 201V202H162V203H160L159 202V205L161 206L162 205V207L163 206H165V208L166 207H168V208H172V206L174 207V208H172V209H175V206L178 208V206L179 205H177ZM184 204V206L185 205H187L186 204V202L185 203H183ZM183 204H181L182 205V207H183ZM210 204V203H209ZM1 205V206H2ZM32 205H34V204H32ZM107 205V204H106ZM105 205V206H106ZM111 205H112V203H111ZM122 205V204H121ZM139 205V204H138ZM158 205V206H159ZM195 205V206H196ZM204 205H205V203H204ZM5 206V207H4ZM36 206V205H35ZM34 206V207H35ZM41 206V205H40ZM46 206V205H45ZM105 206H103V208L105 207ZM108 206V205H107ZM106 206V207H107ZM115 207H116V205H114ZM129 206V205H128ZM140 206V207H141ZM146 207V210H147V207L149 206H147V205H145ZM149 206V207H150ZM151 206V207H152ZM155 206H157V204H155L153 207H155ZM189 206V205H188ZM190 206H191V204H190ZM189 206V207H190ZM198 206H196V208H198ZM207 206V205H206ZM49 207V206H48ZM106 207H105V209H106ZM112 207V206H111ZM111 207H108V208H111ZM115 207H113V208H115ZM120 207V206H119ZM119 207H116V208H119ZM144 207V206H143ZM143 207H141V208H143ZM149 207H148V209H149ZM151 207H150V209H151ZM153 207H152V209H153ZM182 207H181V209H182ZM189 207H187V208H189ZM192 207V206H191ZM200 207L201 208H204V209H202V210H206L207 208H208V206H207V208L205 209V207H202V204L200 205ZM50 209H51V207H49ZM113 208H112V210H113ZM141 208H139L140 209V211L141 210H143V209H141ZM158 208V207H157ZM157 208L155 207L154 208V210H157ZM164 208V209H165ZM167 208V209H168ZM186 208V207H185ZM184 208V209H185ZM186 208V209H187ZM193 209H195L194 207H192ZM1 209H2V207H1ZM88 209H90V208H88ZM151 209V210H152ZM159 209V208H158ZM167 209H165L166 211H168ZM183 209V210H184ZM192 209V210H193ZM98 210V209H97ZM133 210V209H132ZM145 210V209H144ZM176 210V209H175ZM174 210V211H175ZM178 210H179V208H178ZM192 210H191V212H192ZM208 210H209V208H208ZM208 210H206V211H208ZM223 210V209H222ZM34 211V212H33ZM105 210L104 209H101L100 210V213H103ZM111 211V210H110ZM148 211V210H147ZM147 211H145V214H146V212ZM158 211V210H157ZM157 211H156V213H157ZM171 211V210H170ZM170 211H169V213H170ZM194 211V215L196 216V218L199 220V216H200V218L202 219V217H201V215H198V217H197V215H196V213H195V210H193ZM206 211H203V213H205ZM31 212H33V213H35V214H31ZM97 212V211H96ZM95 212V213H96ZM112 212V211H111ZM111 212H108L107 210H106V214L107 213H109V216H111V215H113L114 214V212H115V210L113 211V214L111 213ZM120 212H122V210L120 211ZM137 212H138V214H139V211L137 210ZM143 212V211H142ZM181 212V213H180ZM136 213V212H135ZM148 213V212H147ZM153 212H151V214H152ZM166 212H164V214L163 215H165V217H163L161 220H163L162 222H157L155 219L156 218H158L157 216L158 215H160V214H156L155 215V212H154V215L156 216V218H154V220L156 221V222H150V223H145V221H144V219H146L145 217L147 216V215H149L150 214V212H149V214H146L145 215V217H144V219H142L143 218V216H144V214L142 215V218H140V219H142L144 222H142V223H137L136 221L134 222L133 221V223H131L130 221H131V219H129L130 217V215L128 216L127 214H125V215H127V216H121V219H123V221L125 220L126 222H130L131 224H132V226H134V228L136 229V234H134V236L132 237V239H129V240H133V242H129V243H133V244H137L139 247V249H140V247L142 248L141 250H142V254L141 255H137L136 254V251H134L132 248V250L131 249H124V252L123 253H118V252H115V253H111L110 255H107V254H105V253H97L96 254V252H98V251H96V252H93V254L90 256H88V258H85V261L87 260V263L88 264H207V263H215V261H217L218 260V256H217V254L219 253V252H221L222 253V251L223 252H225V250H223V246H222V244H223V241H222V244L220 243L221 241H219L218 239H217V237L215 236V233H213L212 232V229H213V231H214V228H218V227H215L216 225L215 224H217L216 223V220H212V216L210 217V215H207V217L209 216L210 217V219H207V218H204V216L206 217V215H204L203 216V218H204V220L205 219H207V220H209V222L206 224L205 222V226L203 225V226H200V229H199V227H198V229L197 228H195L196 226H198V225H202V223H200V222H197L198 223V225H195V224H197V223H195L196 222V220H195V218L193 219V218H191L192 217V213H190V211L189 210H184L183 212L181 211V210H179V212L178 211H176V213L174 214V215H171L172 213H170V216H173V217H169V216H167V215H169V214H165ZM1 214V213H0ZM115 214H116V212H115ZM124 214V213H123ZM129 214V213H128ZM132 214V213H131ZM191 214V215H190ZM201 214V213H200ZM232 214V216L234 215V217H232L231 215H228V216H231V217H229L228 218V216L225 218V219H232L233 221L235 220V213L233 214V213H231ZM35 215V216H34ZM108 215V214H107ZM153 215V216H154ZM162 215V216H163ZM203 215V214H202ZM226 215V214H225ZM135 216H136V214H135ZM139 216H141L140 214L138 215V217ZM150 216V215H149ZM161 216V215H160ZM161 216V217H162ZM194 216V217H195ZM45 217V216H44ZM113 217V216H112ZM137 217V216H136ZM137 217V218H138ZM149 219H150V217H148ZM234 218V219H233ZM5 219V218H4ZM140 219H138V220H140ZM153 219V218H152ZM159 219V218H158ZM213 219H215L214 218V216H213ZM219 219H221V217L220 218H217V220H219ZM225 219H223L224 221H225ZM1 221H2V219H0ZM49 220V219H48ZM137 220V221H138ZM151 220V219H150ZM153 220V221H154ZM192 220H195V222H194V225H193V222H192ZM197 220V221H198ZM228 220V221H229ZM147 221V220H146ZM231 221V220H230ZM49 222V221H48ZM47 222V223H48ZM97 222V221H96ZM148 222V221H147ZM44 223V222H43ZM129 223V224H130ZM214 223V224H213ZM218 223H221V221L219 222L218 221ZM222 223H224V222H222ZM221 223V224H222ZM225 223H229V222H227V220L225 221ZM230 223H232V222H230ZM234 223H235V221H234ZM48 224H50V223H48ZM220 224V225H221ZM45 225H47V224H45ZM44 225V226H45ZM215 225V226H214ZM218 225V224H217ZM222 226V225H221ZM220 226V227H221ZM3 227V226H2ZM1 227V228H2ZM92 227V226H91ZM99 227V226H98ZM214 227V228H213ZM220 227H219V229H220ZM231 227V226H230ZM8 229H9V227H8ZM12 229V228H11ZM218 229V230H219ZM2 230V229H1ZM7 230V229H6ZM5 230V231H6ZM45 230V229H44ZM230 230V229H229ZM8 231V230H7ZM3 232V231H2ZM1 232V233H2ZM14 232V231H13ZM12 232V233H13ZM80 232V231H79ZM0 233V234H1ZM8 233V232H7ZM12 233H9L10 235H12V237H13V234ZM19 233V234H20ZM3 234V233H2ZM1 234V235H2ZM16 234H18V233H16ZM57 234V233H56ZM218 234V233H217ZM22 235L20 236V237H22ZM42 235H43V233H42ZM9 236V235H8ZM17 236V235H16ZM126 236V235H125ZM43 237V236H42ZM93 237V236H92ZM15 238V237H14ZM117 238V237H116ZM115 238V240H117ZM8 239H9V237H8ZM17 239H19V237L17 238ZM25 239V240H26ZM81 239V238H80ZM220 239V238H219ZM42 240V241H41ZM55 240V239H54ZM64 240V239H63ZM126 241L128 240V239H125ZM221 240V239H220ZM5 241V240H4ZM9 241V240H8ZM8 241H6V243L8 242ZM18 242V241H17ZM36 242H40V244H42V246H40V247H36L37 245H36ZM63 242V241H62ZM102 242V241H101ZM15 243V242H14ZM25 243V242H24ZM55 243H58V242H55ZM19 244V243H18ZM23 244V243H22ZM26 244V243H25ZM38 244V243H37ZM63 244V243H62ZM127 244V243H126ZM20 245V244H19ZM39 245V244H38ZM50 245V244H49ZM57 245V244H56ZM76 245V244H75ZM114 245V244H113ZM132 245V244H131ZM11 246V245H10ZM65 246V245H64ZM134 247H135V245H133ZM12 248H13V246H11ZM17 247H19V246H17ZM17 247H14V248H17ZM42 247V248H41ZM52 247V246H51ZM81 247V246H80ZM129 247V246H128ZM127 247V248H128ZM83 248V247H82ZM52 249V248H51ZM72 249V248H71ZM77 248H76V246H74L73 247V250L71 251V253L69 254V256L67 255V256H64V257H61L60 259L59 258H57V259H55V258H53V256H51V251L50 252H46V254L44 255V258H43V261L46 263V262H48L49 261V264H51L50 262H52V263H55V264H82L81 262H82V258L83 257H80V253H78V250H76ZM85 249H86V247H85ZM87 249H88V247H87ZM92 249V248H91ZM90 249V250H91ZM224 249H226L225 247H224ZM80 250V249H79ZM89 250V249H88ZM93 250V249H92ZM128 250V251H127ZM137 250V249H136ZM100 252V251H99ZM112 252V251H111ZM228 252V251H227ZM31 253H32V255H31ZM90 253V252H89ZM92 253V252H91ZM221 253H219V255L221 254ZM55 254V253H54ZM26 255V256H25ZM43 256V255H42ZM42 256H40V260H41V258H42ZM59 256V255H58ZM61 256V255H60ZM63 256V255H62ZM224 256V255H223ZM55 257H57V255L55 256ZM23 258V257H22ZM26 259V258H25ZM39 259V258H38ZM84 260V259H83ZM42 261V260H41ZM219 262H220V259L218 260ZM223 261V260H222ZM222 261H221V263H222ZM45 263H42V264H45ZM84 263V262H83ZM86 263V264H87ZM220 263V264H221ZM37 264H39V263H37ZM47 264V263H46ZM215 264H219V263H215ZM224 264V263H223Z\"/></svg>",
    "mask_w": 264,
    "mask_h": 264
}]
</instances>
